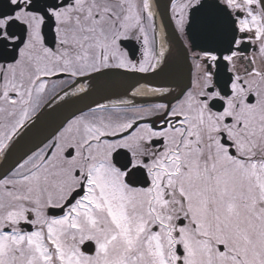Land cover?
I'll use <instances>...</instances> for the list:
<instances>
[{
    "label": "snow or ice",
    "instance_id": "snow-or-ice-1",
    "mask_svg": "<svg viewBox=\"0 0 264 264\" xmlns=\"http://www.w3.org/2000/svg\"><path fill=\"white\" fill-rule=\"evenodd\" d=\"M0 264H264V0H0Z\"/></svg>",
    "mask_w": 264,
    "mask_h": 264
},
{
    "label": "water",
    "instance_id": "water-1",
    "mask_svg": "<svg viewBox=\"0 0 264 264\" xmlns=\"http://www.w3.org/2000/svg\"><path fill=\"white\" fill-rule=\"evenodd\" d=\"M167 3V0H160V4L163 6L164 4ZM176 47V46H175ZM178 58V56H177ZM177 62V59L173 62L174 64ZM152 83L156 86H171V79H165V78H158L154 81H152ZM74 99H78V98H74ZM90 101H85V102H82L81 104L79 105H75L76 107H79V106H83V103H88ZM50 127H51V122L50 121H45V123L42 125L41 127V131H46V130H50Z\"/></svg>",
    "mask_w": 264,
    "mask_h": 264
},
{
    "label": "flooded vegetation",
    "instance_id": "flooded-vegetation-1",
    "mask_svg": "<svg viewBox=\"0 0 264 264\" xmlns=\"http://www.w3.org/2000/svg\"><path fill=\"white\" fill-rule=\"evenodd\" d=\"M172 48H173V50L171 49L172 52H171V54H170V57H171L170 60L174 61V60L176 59V57H177V56H176V55H177V54H176V53H177V49H176V47H175L174 45H173Z\"/></svg>",
    "mask_w": 264,
    "mask_h": 264
},
{
    "label": "bare ground",
    "instance_id": "bare-ground-1",
    "mask_svg": "<svg viewBox=\"0 0 264 264\" xmlns=\"http://www.w3.org/2000/svg\"><path fill=\"white\" fill-rule=\"evenodd\" d=\"M161 18L160 17H158V21L160 20ZM172 49V48H171ZM173 50V49H172ZM172 50H171V52H172ZM171 54V53H170ZM171 58V57H170Z\"/></svg>",
    "mask_w": 264,
    "mask_h": 264
}]
</instances>
